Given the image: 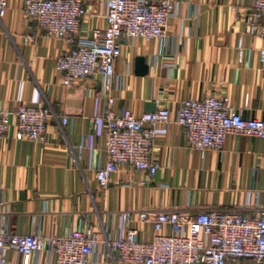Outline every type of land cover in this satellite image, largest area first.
I'll return each instance as SVG.
<instances>
[{
    "label": "crops",
    "instance_id": "crops-1",
    "mask_svg": "<svg viewBox=\"0 0 264 264\" xmlns=\"http://www.w3.org/2000/svg\"><path fill=\"white\" fill-rule=\"evenodd\" d=\"M104 1L92 0L80 38H89L105 26ZM177 17L168 23L163 42L120 39L122 55L115 63L120 78L111 81L117 113L136 115L168 107L172 121L157 125L153 157L160 164L156 177L129 166L115 173L107 188L100 187L96 171L106 162L104 127L89 119L100 113L104 95L97 76L65 88L57 59L69 49L65 41L50 38L21 13L22 0H8L0 19V110L14 113L21 105L45 104L52 110L46 143L17 141L16 119L0 149V232L46 239L91 228L103 240L126 232L122 214L142 211H237L257 217L264 201V140L231 134L221 151L195 150L176 122L181 104L208 95L228 96L245 119L264 118V39L247 27V12L255 0H172ZM30 36H34L32 40ZM245 55L238 60V41ZM146 59L149 73L136 75L135 61ZM168 57H174L168 66ZM148 104L153 112H148ZM69 123L62 125V118ZM149 125L146 129H149ZM139 240L155 232L149 223H132ZM50 246L33 263L52 264ZM109 256L108 262L103 257ZM11 264L18 256L9 253ZM95 264H122L100 244ZM95 257L93 258V261Z\"/></svg>",
    "mask_w": 264,
    "mask_h": 264
},
{
    "label": "built area",
    "instance_id": "built-area-1",
    "mask_svg": "<svg viewBox=\"0 0 264 264\" xmlns=\"http://www.w3.org/2000/svg\"><path fill=\"white\" fill-rule=\"evenodd\" d=\"M91 2L22 0L21 13L46 36L69 44V49L57 59V71L62 75L65 88L97 76L103 80L100 113L89 119L91 126L106 129V162L96 171L100 187L107 188L111 177L123 166L143 172L149 181L160 169L153 157L156 126L171 123V111L164 106L142 115L130 109L117 113L115 98L110 94L111 81L116 79L115 87L120 89V78L115 71V63L122 55L120 39L126 36L132 41L163 42L168 38L169 21L177 17L178 3L172 0H105V26L94 29L89 38H80ZM7 9L8 0H0V19ZM247 27L251 35L264 39V0H255L253 9L247 12ZM237 53L241 62L245 55L242 39L238 41ZM261 59L264 60V48ZM166 60L168 66H173L174 57ZM11 116L16 119L17 141L46 143L51 108L45 104L21 105L14 113L0 110V149ZM176 122L195 150L221 151L231 134L264 140V118H243L228 96L211 94L202 100L187 99L181 104ZM68 123L69 118L63 117L62 125ZM122 219L127 227L125 234L113 238L104 233L103 240L91 228L50 239L4 230L0 232V264H11L8 257L11 251L18 256L16 264H36L34 256L43 252L47 244L52 264H95L100 244L117 255L122 264H241L242 261L264 264V201L257 217L237 211H202L195 215L185 211H142L123 213ZM132 223L153 225V238L140 241L139 230L130 227ZM102 260L108 262L109 256L105 255Z\"/></svg>",
    "mask_w": 264,
    "mask_h": 264
},
{
    "label": "water",
    "instance_id": "water-1",
    "mask_svg": "<svg viewBox=\"0 0 264 264\" xmlns=\"http://www.w3.org/2000/svg\"><path fill=\"white\" fill-rule=\"evenodd\" d=\"M135 67H136V75L140 77H144L148 75L149 73V66L146 64V59L143 57H138L135 61ZM148 112H153V105L148 104Z\"/></svg>",
    "mask_w": 264,
    "mask_h": 264
},
{
    "label": "trees",
    "instance_id": "trees-1",
    "mask_svg": "<svg viewBox=\"0 0 264 264\" xmlns=\"http://www.w3.org/2000/svg\"><path fill=\"white\" fill-rule=\"evenodd\" d=\"M245 263H250V264H254L251 261H242L241 264H245Z\"/></svg>",
    "mask_w": 264,
    "mask_h": 264
},
{
    "label": "rangeland",
    "instance_id": "rangeland-1",
    "mask_svg": "<svg viewBox=\"0 0 264 264\" xmlns=\"http://www.w3.org/2000/svg\"><path fill=\"white\" fill-rule=\"evenodd\" d=\"M245 264H250V263H245Z\"/></svg>",
    "mask_w": 264,
    "mask_h": 264
}]
</instances>
